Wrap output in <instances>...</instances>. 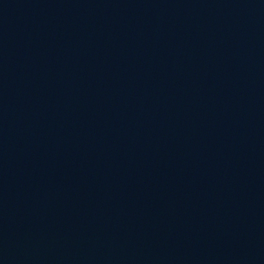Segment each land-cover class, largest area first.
I'll list each match as a JSON object with an SVG mask.
<instances>
[{"label": "water", "instance_id": "95a60500", "mask_svg": "<svg viewBox=\"0 0 264 264\" xmlns=\"http://www.w3.org/2000/svg\"><path fill=\"white\" fill-rule=\"evenodd\" d=\"M0 264H264V0H0Z\"/></svg>", "mask_w": 264, "mask_h": 264}]
</instances>
